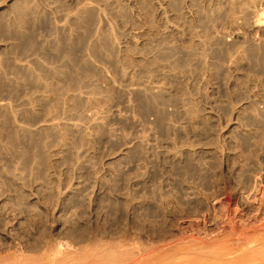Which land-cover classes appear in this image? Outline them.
<instances>
[{"label":"rangeland","instance_id":"374dc122","mask_svg":"<svg viewBox=\"0 0 264 264\" xmlns=\"http://www.w3.org/2000/svg\"><path fill=\"white\" fill-rule=\"evenodd\" d=\"M262 11L0 0V255L36 221L87 238L171 230L212 190L264 178Z\"/></svg>","mask_w":264,"mask_h":264},{"label":"bare ground","instance_id":"6f19581e","mask_svg":"<svg viewBox=\"0 0 264 264\" xmlns=\"http://www.w3.org/2000/svg\"><path fill=\"white\" fill-rule=\"evenodd\" d=\"M256 22L264 23V11ZM259 178L260 183L255 178L254 183L239 189L207 192L206 198L213 197L215 202L197 212L180 214L171 230L157 225L145 233L137 227L134 231L132 220L133 227L127 229L130 225L127 223L121 233L108 230L117 235L97 238L99 235L88 232L96 237L89 240L87 233L73 225H62L58 230L47 223H29L30 227L22 235L13 229L20 235L16 240L13 237L16 241L13 252L0 255V264H264V178L261 175Z\"/></svg>","mask_w":264,"mask_h":264}]
</instances>
